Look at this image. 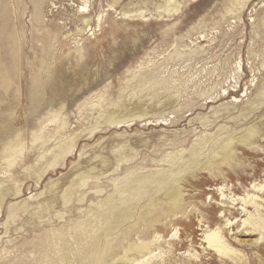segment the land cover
<instances>
[{"label":"rangeland","instance_id":"1","mask_svg":"<svg viewBox=\"0 0 264 264\" xmlns=\"http://www.w3.org/2000/svg\"><path fill=\"white\" fill-rule=\"evenodd\" d=\"M259 185L264 0H0V264H264Z\"/></svg>","mask_w":264,"mask_h":264},{"label":"bare ground","instance_id":"2","mask_svg":"<svg viewBox=\"0 0 264 264\" xmlns=\"http://www.w3.org/2000/svg\"><path fill=\"white\" fill-rule=\"evenodd\" d=\"M52 7V6H51ZM84 8V7H83ZM252 189L255 191V192H259V191H262L264 189V185H259V186H253ZM177 191V190H176ZM175 196V193L172 194L171 197H174ZM249 197V196H248ZM247 197V198H248ZM250 198V197H249ZM223 199V198H222ZM233 199V198H232ZM238 201V200H241L242 202V212H245L246 215H247V218H245L242 223L244 225L248 224V221L250 220V218L252 217V214L247 210V208L249 207H252L255 209V211H259V208L260 206L257 205L256 202H258V198L257 196L255 195H252L251 196V199L250 200H246L244 198H238V199H234V201ZM234 204V203H233ZM241 207V206H240ZM240 210V209H239ZM231 224V223H230ZM261 230H264V227H261ZM204 239H205V242L208 244L207 246L211 248L212 251L218 253V254H227V253H231L233 252L232 250H230L228 247L226 246H223L220 244L219 242V239L216 237L215 235V232L213 233H205L204 235Z\"/></svg>","mask_w":264,"mask_h":264}]
</instances>
